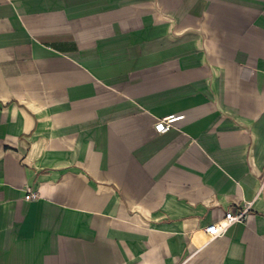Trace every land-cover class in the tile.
<instances>
[{"label": "crops", "instance_id": "0c3cea01", "mask_svg": "<svg viewBox=\"0 0 264 264\" xmlns=\"http://www.w3.org/2000/svg\"><path fill=\"white\" fill-rule=\"evenodd\" d=\"M0 264H264V0H0Z\"/></svg>", "mask_w": 264, "mask_h": 264}, {"label": "built area", "instance_id": "2783aa9c", "mask_svg": "<svg viewBox=\"0 0 264 264\" xmlns=\"http://www.w3.org/2000/svg\"><path fill=\"white\" fill-rule=\"evenodd\" d=\"M181 116H167L161 119H158L155 123V130L159 133H165L171 128L174 127V123ZM37 194L33 192H29L26 195L27 199L36 198ZM252 207L251 202H245L242 206L237 207L235 210L229 209L227 210L224 219L221 222L212 223L205 228V231L211 236L216 237L224 234L227 231V228L233 223L240 222L243 223L247 220L248 215L250 213Z\"/></svg>", "mask_w": 264, "mask_h": 264}]
</instances>
